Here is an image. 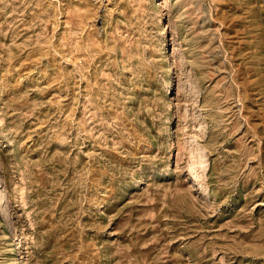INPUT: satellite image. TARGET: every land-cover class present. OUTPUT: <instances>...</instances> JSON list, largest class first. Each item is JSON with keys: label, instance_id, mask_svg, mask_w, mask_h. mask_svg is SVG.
<instances>
[{"label": "rangeland", "instance_id": "374dc122", "mask_svg": "<svg viewBox=\"0 0 264 264\" xmlns=\"http://www.w3.org/2000/svg\"><path fill=\"white\" fill-rule=\"evenodd\" d=\"M0 199V264H264V0H0Z\"/></svg>", "mask_w": 264, "mask_h": 264}, {"label": "bare ground", "instance_id": "6f19581e", "mask_svg": "<svg viewBox=\"0 0 264 264\" xmlns=\"http://www.w3.org/2000/svg\"><path fill=\"white\" fill-rule=\"evenodd\" d=\"M0 200H5V199H0ZM1 202V201H0ZM10 217V216H9ZM11 225V224H10ZM9 228H11V226L9 227Z\"/></svg>", "mask_w": 264, "mask_h": 264}]
</instances>
